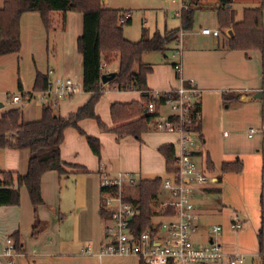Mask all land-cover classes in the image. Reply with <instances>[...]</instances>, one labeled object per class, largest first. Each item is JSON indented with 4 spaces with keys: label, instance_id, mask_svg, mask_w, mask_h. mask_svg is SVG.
I'll list each match as a JSON object with an SVG mask.
<instances>
[{
    "label": "crops",
    "instance_id": "0c3cea01",
    "mask_svg": "<svg viewBox=\"0 0 264 264\" xmlns=\"http://www.w3.org/2000/svg\"><path fill=\"white\" fill-rule=\"evenodd\" d=\"M4 1L0 0V8ZM177 1L175 16L179 20L178 26L168 28L164 23L162 29L155 28L150 32L141 24L137 36L129 37L135 40L125 38L136 41L144 31L148 36H152L156 31L162 33L178 28L179 12L184 2ZM211 3H214L216 8L221 5L220 0H198L195 12L209 7ZM127 4L112 7L121 10L123 14L129 13L131 24L132 12ZM104 5L111 6L107 0H104ZM258 5L259 0H229L226 7H232L236 15L240 6L242 18L244 8ZM139 9L142 12L146 11L144 6ZM77 13L81 15L73 11L67 13L64 27L61 26L57 13L54 14V26L50 31L60 32V37L52 50L51 61L43 53L44 48L46 53L49 50L50 31L45 30L39 13L32 11L22 13L19 22L20 50L17 53L0 56V104H2L0 114L10 108L21 107L25 121L40 117L42 101L38 97L27 100L23 97L36 92L33 86L37 72L47 74L51 70V78L68 77L81 84L82 58L76 49V40L82 31V15L80 17ZM235 20L238 21L236 18ZM202 28L208 27H199L192 35L203 39L204 42L198 43L196 39L185 38L187 32H184L181 41H178V37L176 41L168 44L161 52L160 59L142 62L151 68V72L146 76V84L152 92H167L181 85L194 86L198 89L197 101L201 108L202 136L199 137L197 133L195 136V161L203 169L205 156L208 154L218 171L222 162L239 158L238 152L234 150L232 157L228 159L223 149L224 144L219 143L222 140L220 132L222 135L227 132L224 127L229 115L238 114L244 121L257 122L264 135V127L260 121L261 98H256L259 91H264V49L262 52L230 50L227 48V38L221 30L216 27L210 28L219 30L218 35L213 36L200 33ZM68 29H73L74 37L64 44ZM228 33L230 38L233 37L231 30H228ZM180 47L181 55H175ZM167 50H171L170 56L164 53ZM176 62L181 63L182 81L176 77L173 69ZM117 69V57L103 62L104 73L116 72ZM18 82L21 84V90L18 89ZM223 92L233 93L237 99L225 103L222 99ZM15 93H20L18 95L21 100L12 101ZM88 97L89 94L81 90L59 100L54 108L58 114L65 117L75 112ZM35 98L40 100L39 108L24 106ZM139 100L140 93L136 90L107 89L95 103L94 112L109 128L113 126L110 117L111 104ZM229 109L232 111L228 112ZM158 112L163 114L165 109L160 107ZM77 126L85 134L99 140L100 159L91 152L84 135L73 127L65 128L60 144L61 160L67 164L81 166L83 169L65 166L67 172L61 175L54 170L46 171L41 177L40 184L43 204L36 208L32 206L24 186L19 189L18 205H0V264H140L139 259L131 255H109L101 259L96 256L107 240L105 228L108 222L101 214L104 196L100 192V180L104 173L109 176L117 173L131 174L136 178V182L140 179L163 177L161 173L164 174L165 161L158 147L171 144L175 148L177 136L164 131L163 133L169 135H158L153 132L156 129L153 126L142 134L141 141L131 136L117 138L111 132L100 129L95 120L90 118L80 119ZM254 130L252 136L259 129ZM248 134L247 137L252 138ZM262 146L256 149L258 154L253 155V170L256 171L255 175L262 179V190L257 198L256 192L248 193V198L253 201L256 208L264 201V172L261 170L260 160ZM29 155L27 149L0 148V171L12 170L24 174ZM197 159L201 160V164ZM134 187L135 185H125L124 190L132 194ZM208 187L209 185L204 189ZM256 189L254 185L251 190ZM36 221L39 224L38 231L32 235V227ZM16 232L19 234V244L14 245V250L9 255H5L6 239L10 238L13 241L12 234ZM221 246L225 251L222 244ZM88 247L91 251L87 250Z\"/></svg>",
    "mask_w": 264,
    "mask_h": 264
},
{
    "label": "trees",
    "instance_id": "16d2710c",
    "mask_svg": "<svg viewBox=\"0 0 264 264\" xmlns=\"http://www.w3.org/2000/svg\"><path fill=\"white\" fill-rule=\"evenodd\" d=\"M184 6L179 12L180 26L154 32L148 36L142 32L136 41H130L123 35V26L130 24V16L120 21L121 10L106 7L104 0H5L0 8V56L17 53L20 50V16L24 12H37L42 24L48 32L54 26V14L57 13L62 27L65 25L68 12H79L82 15V31L76 40V49L82 58L81 88L89 94L88 99L68 116H61L55 108L43 105L40 117L36 120L25 121L21 107L10 108L0 116V148L27 149L29 158L24 174L12 170L0 171V205H18L20 200L19 189L24 186L29 200L34 208L43 204L40 184L41 177L46 171L54 170L58 174H66L65 166L83 169L78 165L67 164L61 160L60 144L63 132L67 127H73L84 135L91 152L100 159V142L97 138L87 135L78 126L80 119H94L98 127L111 132L117 138L131 136L141 141V135L155 127V120L160 116V104L169 96L174 97V91L161 92L155 95L146 84V76L151 68L142 62V55L148 52H163L168 44L179 37L180 30L190 31L193 28L195 5L198 0H182ZM229 0H220L221 5L216 8L218 29L231 27L233 37L227 40V48L244 52L264 49L263 11L264 0H259L256 7L244 8L242 18L235 20V12L227 8ZM118 59V69L115 75L103 85L100 81L104 73L102 65L112 57ZM48 76L37 72L33 90H45ZM18 89L21 84L18 82ZM107 89L136 90L140 93L139 101L115 102L110 106V117L113 126L107 127L94 112L95 103ZM173 90V89H172ZM225 103L236 100L223 92ZM261 124L264 127V91L261 96ZM153 104L154 110L148 105ZM194 111H201L196 104ZM193 130L201 137V121L193 125ZM175 148L171 144L158 147L165 161V173L174 171ZM261 170L264 172V147L260 151ZM242 163L239 158L221 163L218 171L215 169L208 154L205 156L204 172L211 176L212 170L217 173L211 176L213 181L220 183L222 176L229 172H239ZM162 177L140 179L135 184L134 195L123 191V199L137 205V213L128 227L135 237L147 228L152 227L153 218H162L174 213V208L158 199ZM133 188V189H134ZM116 188L110 191L114 192ZM220 192V188L204 189V191ZM105 188L100 187L101 194ZM101 214L108 218L109 210L102 201ZM260 219L264 223V201L260 202ZM38 221L32 227V235L38 231ZM259 237L261 229L259 230ZM14 245H18L19 234H12ZM264 260V259H263ZM142 264V263H140ZM264 264V262H263Z\"/></svg>",
    "mask_w": 264,
    "mask_h": 264
},
{
    "label": "built area",
    "instance_id": "2783aa9c",
    "mask_svg": "<svg viewBox=\"0 0 264 264\" xmlns=\"http://www.w3.org/2000/svg\"><path fill=\"white\" fill-rule=\"evenodd\" d=\"M123 14L120 21L129 17ZM218 30L202 28L200 33L218 35ZM184 31L179 32L181 41ZM175 55H181V47ZM176 77L181 78V63L173 64ZM52 71L47 72V85L45 90L33 94L23 95L24 99L38 97L43 105L56 107L57 102L68 98L82 90L81 84L71 78H51ZM175 96H169L160 104L165 109L155 120V128L164 132L174 133L177 136L174 156V171L162 177L160 191L168 194V203L174 208V213L162 218H153L152 227L147 228L137 237L129 230V223L137 213V205L123 199L125 185H135L136 178L131 174L117 173L109 176L104 173L100 180V187L105 188L104 206L109 210L108 222L105 228L106 242L102 245L96 256L101 259L109 255H131L139 259L142 264H241L244 256L240 253H231L223 250L215 239L221 227L215 225L211 228V235L207 243L195 244L192 233L196 228L198 215L196 212L195 196L210 182L211 176L195 161L196 132L193 125L201 121L200 111H194L197 101L198 89L194 86H183L169 90ZM159 95L161 92H154ZM21 100L20 95L12 96V101ZM154 110L153 104L148 105ZM248 136L255 132L250 128ZM226 135V133H224ZM116 188L114 192L110 191ZM161 202V201H160ZM230 228L238 230L243 222L238 215L230 217ZM14 250V243L6 239L4 254L9 255ZM91 251V248H87Z\"/></svg>",
    "mask_w": 264,
    "mask_h": 264
},
{
    "label": "rangeland",
    "instance_id": "374dc122",
    "mask_svg": "<svg viewBox=\"0 0 264 264\" xmlns=\"http://www.w3.org/2000/svg\"><path fill=\"white\" fill-rule=\"evenodd\" d=\"M109 8L117 9L120 4L128 3L132 12V22L129 25L123 26L124 37H136L141 30V24L146 26L150 32L155 28L162 29L164 23L169 28L171 26H178L179 20L175 16V10L178 8L177 0H107ZM130 3V4H129ZM228 4V3H227ZM146 7V11L142 12L139 7ZM124 7V6H123ZM232 8V7H227ZM233 9V8H232ZM78 16L81 17L77 13ZM236 19L241 18L240 6L237 8ZM207 26L208 28H218L216 19V7L214 3H211L209 7L198 10L194 14L193 28L190 31H185L188 37L198 40V43L204 42L203 39L194 37L192 34L199 27ZM228 30H233L231 27L223 29L227 40L230 38ZM219 31V30H218ZM60 32L50 31L49 35V50L46 53L45 48L43 53L50 58L54 46L59 42ZM74 37L73 29H68L65 34L64 44H67L70 39ZM184 38V39H185ZM130 40H135L129 38ZM137 39V38H136ZM179 41V40H178ZM172 43V42H171ZM167 56H170L171 50L164 52ZM44 55V58H45ZM161 52L154 51L144 53L142 55L143 61H155L160 59ZM50 67L51 62H49ZM60 77V76H59ZM66 78V77H63ZM20 94V93H15ZM230 97L235 98L233 93H228ZM12 96V95H11ZM10 96V97H11ZM10 102L11 99H8ZM7 103L9 105L10 103ZM40 100L38 98L33 99L29 104H25L28 108H39ZM13 105V104H12ZM229 109L228 112H231ZM1 113V111H0ZM1 116V114H0ZM261 121V116H260ZM259 129L252 138H248L247 134L250 130ZM224 129L227 131L226 135H222L220 144H224V152L228 156V159L232 157L234 150L238 152L239 159L242 163V168L239 172H229L222 176L220 183L210 182L208 185L210 189L220 188V192L213 191L199 192L195 196L196 211L198 215V227L192 233V239L195 244L203 245L208 242L211 234V228L215 225L221 227L218 235H215V239L218 243H221L227 252H237L244 256V261L241 264H263L264 260V223L260 219V205L256 208L252 200L248 198V193L256 192V198L262 190V179L255 175L253 170L254 156L258 154L257 148L264 145V135L260 131V126L257 122H247L242 119L241 115H229L226 120ZM158 135H169L163 133V131L155 129ZM142 136V135H141ZM169 138V137H168ZM264 147V146H262ZM241 154V155H240ZM251 154V155H248ZM201 164V160L197 159ZM235 160V159H234ZM232 161V160H230ZM165 167V166H164ZM217 171L212 170L211 176L216 175ZM165 174V171H164ZM163 172L161 176H164ZM214 174V175H213ZM256 185L257 189L251 190L252 186ZM129 195H134L133 193ZM135 196V195H134ZM159 201L166 202L170 199L168 194L164 191L159 192ZM238 215L243 225L238 230L230 228V217ZM261 229V235L259 237V230Z\"/></svg>",
    "mask_w": 264,
    "mask_h": 264
},
{
    "label": "water",
    "instance_id": "95a60500",
    "mask_svg": "<svg viewBox=\"0 0 264 264\" xmlns=\"http://www.w3.org/2000/svg\"><path fill=\"white\" fill-rule=\"evenodd\" d=\"M231 36H233L232 32H231ZM115 75V72H111V73H103L101 75V78H100V81L102 84H106L113 76ZM262 96V92L259 91L257 94H256V98H261ZM2 104H0L1 106Z\"/></svg>",
    "mask_w": 264,
    "mask_h": 264
}]
</instances>
